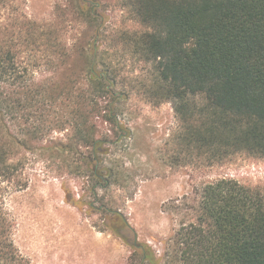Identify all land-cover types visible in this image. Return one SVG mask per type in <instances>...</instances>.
<instances>
[{"label":"trees","instance_id":"16d2710c","mask_svg":"<svg viewBox=\"0 0 264 264\" xmlns=\"http://www.w3.org/2000/svg\"><path fill=\"white\" fill-rule=\"evenodd\" d=\"M65 1L68 6L57 5L61 21L56 25L33 23V31L21 28L1 42L8 46L0 47V264H30L15 243L16 224L6 208L7 197L29 187L26 160L17 158L20 149L36 151L34 142L72 130L69 144L39 150L64 155L78 146L91 149L86 170L97 180L90 189L95 200L117 181L104 179L94 166L101 164L108 140L96 136L93 119L99 115L125 132L115 111L119 76L97 51L88 57L82 50L79 70L69 64L76 52L56 49L70 15L93 32V42L106 17L97 14L100 0ZM119 1L144 28L125 36L134 54L153 66L154 95L174 103L182 145L216 156L234 150L264 155V0ZM26 54L58 59V70L69 78L36 82L19 62ZM196 196L192 219H181L164 243V255L134 244L139 264H264V188L220 179L202 186ZM89 206L94 208L92 202ZM103 208L110 215L106 226L122 238L130 229L128 220L119 210Z\"/></svg>","mask_w":264,"mask_h":264},{"label":"rangeland","instance_id":"374dc122","mask_svg":"<svg viewBox=\"0 0 264 264\" xmlns=\"http://www.w3.org/2000/svg\"><path fill=\"white\" fill-rule=\"evenodd\" d=\"M100 1L97 14L106 17V25L99 37L93 42V32L88 34L86 24H76L70 15L56 49L76 52L69 64L75 63L79 70L82 50L88 57L97 51L119 76L115 111L125 132L99 115L93 119L99 127L96 136L108 140L102 146L101 164L94 166L100 167L104 179L117 181L100 190L95 200L90 189L97 180L86 170L91 149L78 146V151L64 155L39 150L69 144L72 130L55 131L34 142L36 151L20 149L17 158L26 160L29 187L7 197L6 208L16 224L15 243L30 264H139L134 244H147L157 255H164V243L180 227L181 219H192L196 192L205 184L234 179L264 188V155L234 150L216 156L213 151L182 145L174 103L154 95L153 66L134 54L127 38L144 28L119 0ZM59 4L68 6L65 0H0V47L8 33L18 34L21 28L33 31V23H59ZM19 62L36 82L69 78L68 72L58 70V59L48 62L42 54H26ZM103 207L119 210L128 220L130 229L122 232V238L106 226L110 215Z\"/></svg>","mask_w":264,"mask_h":264}]
</instances>
